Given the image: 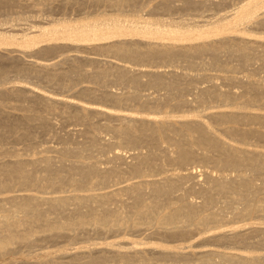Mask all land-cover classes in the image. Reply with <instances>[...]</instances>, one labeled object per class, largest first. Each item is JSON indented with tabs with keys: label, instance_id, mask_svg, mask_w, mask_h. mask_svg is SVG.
I'll list each match as a JSON object with an SVG mask.
<instances>
[{
	"label": "bare ground",
	"instance_id": "6f19581e",
	"mask_svg": "<svg viewBox=\"0 0 264 264\" xmlns=\"http://www.w3.org/2000/svg\"><path fill=\"white\" fill-rule=\"evenodd\" d=\"M35 1L0 0V6L6 7L7 5H12L13 2H27L29 5H37L38 1L39 3L41 2V0ZM69 1L71 2V0H64V2ZM81 1L83 0L79 2ZM91 1L95 3L106 2L116 8H123V5L127 6L129 4L132 6L133 3L136 4L138 2V0ZM169 1L161 0L157 4L154 3V8L169 9L172 7L170 5L171 1ZM53 3L51 0L47 1V4L50 6ZM184 3H186L184 4L186 7H196L197 5L196 2L189 0H185ZM261 8H264V0L245 1L222 15L218 14L219 16L216 19L211 18L205 21V23L202 22L203 24L199 20L192 21L191 19V21L187 20V22L185 19L178 21L165 18H145L141 15H138L139 17H130L122 16V14L103 17L86 16L83 19L77 20L57 19L58 21L51 22L52 24L48 23L46 26L45 24H33V27H36L31 28L32 26L30 25V31L28 29L26 32L22 31L23 27L20 30V23H17L19 25L12 26V29L14 31L20 30L23 33L14 32L12 29H7L6 27L5 29L0 27V59L5 57L1 51L3 46H11L16 48L13 50H20L30 54L31 52L29 51H32L33 47L42 41L54 42L63 39L66 42L69 41L76 44V46L78 45V47L81 45L89 46V49L90 47H94L99 54H101L100 52L110 53L119 60L121 59L139 66L141 65L140 63L145 61H149V63H167V61L173 63L175 61L176 63L178 61H185L186 64L188 62L194 68L196 65L199 67L203 66L202 57L208 56L210 60L208 62L205 61L208 65L218 66L220 67L219 70L221 69V71H225L224 73H226L229 68H233L228 66L231 59L235 58L238 60L239 65L246 66L251 63L253 64V61L258 57L260 59L264 58V41L247 37L245 34L248 33V25L244 26L245 24H249V22H255L258 26H264V11L263 9L260 11ZM52 47H45V49L52 50ZM11 58L14 59L15 57ZM16 58L18 62V57ZM64 59L65 61L73 60V64L69 62L72 65L69 68L63 69L58 68L55 63H28V67L20 68L19 71L22 72L23 70L27 71V69H30L32 73L33 71L36 73L35 76L51 81H60L66 78L72 80L77 74L81 76L82 74H89V76L91 75L100 81L106 80L111 74L115 82L132 83L135 88L133 90L121 94L108 92L106 95H102V98L104 96L106 100H110L114 105H120L123 102L127 103V100L129 101L130 99H143L142 92H139V87L143 84H149L153 87H165V89H168L171 93L173 91L175 94V92L183 93L185 89H182L184 85L183 81L188 80L187 84H191V80L194 82L198 78V75L182 73L176 69H142L116 64L113 66V63L110 66H98V69L92 72V69L87 70L83 68L82 60L86 59L97 63L96 59L81 56L65 57ZM47 62L49 61L47 60ZM162 63L157 64V66L152 65L154 68H158L160 65H164ZM206 63L204 66H206ZM4 70L5 67L3 68ZM7 73L8 71H5L0 74L2 76L0 78V109L5 106L6 102L4 100L7 98L5 96L9 94L37 101L45 107L46 111L68 110L66 116L69 113L70 115L74 114L73 117L78 120L80 119V121L88 122L91 116H99L106 120V123L103 124L105 126H103L104 129L106 128L113 132L115 137L119 138V142L126 143L128 146L133 147L132 150L135 151L130 153V160L128 161L125 154L121 151L122 149L114 151L111 156L106 157L104 162H114L115 164L104 167L98 164L100 162L82 160L87 159L85 158L86 144L83 147L81 145L75 149L64 148L65 150L62 157L59 158V162L48 155L33 159L22 158L20 155L13 154L9 160H0V255L5 256L7 253H15L22 245L31 246L40 240H56L62 237L76 238L79 236V232L83 230H95L104 234L118 235L121 231L123 232V229L124 231L125 228L127 230L128 227L131 231H138V234L140 231L141 234L142 232L143 234L145 233L147 239L152 237L154 239L156 237L178 239L179 237H190L195 233L196 236L203 233L202 239L222 241H238L239 239L240 241L241 239H247L251 234H255L254 232L256 234L260 232L261 237L257 242H253L254 247L252 243V247L254 249L257 245L259 247L264 245V228L259 227L260 224H264V185H258L255 181L261 177L264 180V146H261L262 149L260 146L258 147L259 142L260 144H262L261 142L264 143V129L257 125L254 126V124H264V109L262 111H260L261 109L259 111H252V107H258L259 104L257 103L264 99L263 82L244 79L245 77L243 78V76H241L242 78L224 76L225 80L228 79L230 83L241 84L244 91H223L215 83H209V85L198 89L199 92L195 100L199 101V104L200 101L204 103L203 100L207 99L208 96H219L226 103L223 109H211V111L207 112L195 111L189 115L174 114V112L172 114L170 111L162 112L161 110L149 112L146 115H136L131 112H116L110 106L99 107L81 104L60 97L54 98L26 86H13L6 89L4 84L7 83L5 82L7 81ZM85 75L84 77H86ZM144 76L147 78H145L147 81L143 80L142 77ZM220 77L222 76H218V78ZM89 88L83 87L79 92L83 95L94 94ZM243 93H251V96L248 97V94L244 102L245 94L240 106L236 101ZM94 96L98 97L97 94ZM164 96L167 98L169 96L170 98L171 95ZM150 99L145 98L141 101H143L144 106L163 107L153 105V102L157 103V98H153L155 100ZM164 99L161 101L163 102ZM168 100L167 102H170ZM179 100L181 102H176L177 104H175L181 105V107L183 103H187L185 99ZM21 106L25 108L26 112L30 111L27 113L23 112L24 114L22 115H16L5 108L6 110L3 112L0 110V113L13 116L16 121H19L20 118L28 121L39 119L43 122V124L40 122L42 126L46 123L48 124L46 115L36 116V114H33L34 112L30 114L34 110H32L31 106L25 104ZM28 121L25 122L29 123ZM40 123L38 122V124ZM214 123L221 124L223 127L220 125L221 128H219ZM247 123L250 126L245 125ZM14 124V131L12 127L7 129L6 133L2 135L3 138H6V134H9V136L11 134L13 137V132L16 131L15 129L18 126L16 123ZM47 124L44 127H47ZM240 125H244L246 128ZM22 126L20 125V128ZM25 132L30 133L28 129H25L24 134ZM19 135L22 137L20 133ZM28 136L25 134V139ZM253 137H256L257 144V141L254 144L249 142V139ZM102 139L99 138V135L96 136L95 134L94 136H89L87 142L93 146L97 145L102 149L107 146L111 147L113 143L115 144L112 140L101 142ZM163 142L170 143L169 145L172 144L171 146L175 149V152L172 151L173 155L169 154L170 150L168 148H163L165 147L164 145L161 147ZM144 144L145 146H148L146 144H150L151 149H153V146L154 149L155 147L157 148L155 150L148 149L149 151L147 152H145L146 150L137 151ZM138 146L140 147L138 148ZM145 146L143 147L145 148ZM198 148H203L206 151V153L203 152L205 154H200L203 161L212 162L214 166L222 168V171L225 170L226 172L230 170L236 174L224 173L223 175L214 176V174L205 172V177L202 180L194 171H187L185 173L172 172L165 175L162 174L163 176L155 173L159 168L157 167L158 164H156L158 158L161 157L169 163L172 162V164L176 163L179 166H184L197 158L199 154L196 149ZM2 153L4 154V152ZM68 156H74L76 159L71 160L70 163L68 161L65 162ZM118 162L125 163L127 168H123ZM185 170H188V168H185ZM127 176L131 177L128 178ZM186 181L191 182L187 184L188 187L183 185ZM182 187L186 188L185 192L190 190V193L200 194L201 200L194 201L188 199L189 197L181 192L177 194ZM124 196L127 197L124 199ZM220 196V199L223 200V206L217 211H211V208L217 203ZM116 203H119V206H112ZM227 209L233 213L230 219V215L223 212ZM50 214H55V217H50ZM231 222L234 223L233 229H227L226 226L227 230L225 228L220 230L219 227ZM244 222H246L245 224L253 225H250L249 228L247 225V229H245ZM235 223L242 224H236V226L240 227L235 228ZM230 227H232L231 224ZM243 227L244 229H242ZM217 228H219V231H216ZM117 243H107L103 249L97 247L92 248V250L90 248V250L84 252L78 251L76 253L75 251L71 255L66 253L68 247L61 246L57 252L61 253L59 255L62 256L56 255L60 257L59 259H52V256L49 257L50 255H47L51 258L49 259L44 254V258L48 260H43L44 258L42 257V260L30 263L167 264V260L176 261V259H181L189 262L185 263L184 261L185 264H264V252H257L252 249L250 251V248L245 251L247 249L246 246L250 242L245 247L243 245L244 249L246 248L244 251L240 249V246L239 249L241 251L237 250L236 252L228 251L229 247L228 250L210 249L197 250L196 252L193 250L184 252L186 248L183 247L178 250L170 248L156 252L153 251L154 249L151 251L147 250V247L143 248L142 246L140 248L138 246L126 248L122 247L125 243ZM193 245L189 247H194L195 245ZM248 247H251V245ZM254 250L259 251L257 248ZM153 258H157L155 259L156 261L160 259L161 262L157 261L156 263ZM152 259L155 262L151 261Z\"/></svg>",
	"mask_w": 264,
	"mask_h": 264
},
{
	"label": "rangeland",
	"instance_id": "374dc122",
	"mask_svg": "<svg viewBox=\"0 0 264 264\" xmlns=\"http://www.w3.org/2000/svg\"><path fill=\"white\" fill-rule=\"evenodd\" d=\"M47 1H50V0H47ZM47 1L41 0V2H43V3L40 2L41 4L38 1L37 5L36 4H30L29 5V3H27V2L23 3L24 2L23 1L22 2L23 4L21 2L20 3H18V2L14 3L13 2L12 5H7L6 7L0 6V22L2 24L0 27H3L4 29H5V27L7 29H12V26H16L17 23H20V25L17 24L20 26L19 29L21 30V27H23V28L27 27L25 29L22 28V31L24 30V32H26L28 29H29L28 31H30L31 28L36 27V26L33 27V24L34 25L35 24L36 25H38V24L44 25L45 24V26H46V25H48V23L49 24L51 22L53 23L57 19L58 20L59 19L60 20H62V19L77 20V19H83L86 16L103 17V16H110V15H116V14H122V16H130V17H132V16L139 17L141 15V16H144L145 18H153V19L165 18V19H169V20L173 19V20H178V21L183 20V19H185V21H187V20L188 21H191V20L192 21H195V20L198 21L199 20V22H201V24H203V23H205V21L210 20L211 18L216 19L217 16L222 15V14L226 13L227 11L235 8L239 4H241L245 1H249V0H189V1L196 2L197 3L196 7H189V6L186 7V5H184V4H186V3H184L185 0H170L171 1L170 5L172 7L169 9H164V10L159 9V8H156V9L154 8L155 4H157L161 0H143V1L140 0L141 2L138 0V2H139V3L137 2L138 5H137V3L136 4L133 3L135 5L132 4V6H131V4H129V5L126 4L127 6L123 5V8L117 7L118 9L116 7L110 6L106 2L105 3L104 2L95 3L91 0H83L81 2H79L80 0L78 2H77V0H76V2H74V0L73 1L71 0V2L70 1L64 2V0L63 1L62 0H56V1L51 0L54 2L53 5H51V6L49 4H47ZM16 3H18L19 5ZM139 5H141V6L139 7ZM262 9L264 11V8H261L260 11H262ZM200 20H202V21H200ZM5 23H6V25H5ZM254 23L249 22V24L244 25V26L248 25L247 26L248 27V31H247L248 33L245 32V33H247L245 35L249 38L256 39L258 41H264V39H263L264 38V26H261V25L258 26L256 23L255 24ZM20 30L14 31V29H12V31H14V32L23 33ZM52 42L53 41H50V42L42 41V42H40L41 44L38 43L37 45H35L33 47V50L31 49L32 51H29V52H31L30 53L31 55L29 53L24 52V51L13 50L16 48H13L11 46H3V48H1V51L3 53V56H5V57H3L4 59L3 58L0 59L1 60L0 61V67H1L0 71L2 73L5 71H8V73H7L8 76L6 79L7 81H5L7 83L4 84V87H6V89H7L8 87L10 88L13 86H15V87H18L20 85L26 86V87L33 88V89H35V90H37L43 94L49 95V96L54 97V98L60 97V98L68 99V100L78 102L81 104H85V105H95V106H99V107H105V106L109 107L110 106L114 111L120 112V113L121 112H126V113L131 112L132 114H136V115H146V114H149V112L161 110L162 112H165V111L169 112L170 111L172 114L174 112V114H188L189 115L195 111L196 112L197 111L207 112V111H211V109L216 110V109H223L225 107L224 104H226V103H224L225 102L224 99L222 97L219 98V96H208V94H207L208 98L203 100L204 103H202L200 101V104L198 103L199 101L195 100L197 98L196 96L198 95L197 93L199 92L198 89L201 87L209 85V83H215L216 85H218L217 87H221L220 89L223 91H236V90L241 91V92L244 91L241 84L230 83V82H228V79H226L227 81L225 80L224 76H228V77H230V76L231 77L232 76H236V77L243 76V78L245 77L244 79H253L256 81H260L261 83L263 82V84H264V58L263 57L261 59H260V57L256 58L259 60L255 59L253 61L254 62L253 64L251 63L249 65H246L248 67L243 66L241 64L239 65L238 60H236L235 58L231 59V61L229 62L230 65H228V66L233 67V68H229L227 70L229 73L228 72L224 73L225 71H221V69L219 70L220 67L213 66V65L211 66L210 64L208 65L206 63L210 60L208 58V56L202 57L204 59V60L202 59V61H203V66L201 65L202 67L201 66L199 67L198 65H196L193 68L192 66H190L188 64V62L186 64L185 61H182V62L178 61L176 63H175V61H174V63L171 61H167V63L166 62H163V63L162 62H158V63L157 62H150L149 63V61H145V62L140 63L141 65L139 66V65H135L133 63L127 62V61H123L121 59L119 60L117 57H114L110 53L100 52L101 54H99V53H97V50L94 47L93 48L90 47V49H89V46H85V45H81L78 47V45L76 46V44L70 43L69 41L66 42V40L64 41L63 39L58 40V41H54L53 43ZM49 46H53L52 50L51 49H49V50L45 49V47H49ZM42 48H44V49H42ZM72 56H81L84 58L96 59L97 63L91 62V61L86 60V59L82 60L83 68H85L87 70L92 69L91 70L92 72L95 69L97 70L98 66L99 67H101V66L103 67L104 65L110 66L113 63V66L116 64V65H121V66H127V67H132V68L137 67V68H142V69H158V70L159 69L160 70L176 69L177 71H181L182 73L185 72V73L198 75V78H196V80L194 79L195 80L194 82H193V80H191V82H190L191 84H187L189 82L188 80H185V82L183 81L184 85H183V83L180 82L183 85L182 89H184V88L185 89L183 90V93L182 92L181 93L175 92V94L173 91L171 93V91H168V89H165V87L164 88L163 87H153L149 84H147V85L143 84V85H140V87H139V92L140 93L142 92L141 95L143 96L142 97L143 99H141V98H139V100H138V98H136V100L130 99L129 101L127 100V103L123 102L120 105H114V104H112V102H110V100H108V99L106 100V98H104V96H103V98H104L103 99L102 95H106V93H108V92H116V93L121 94V93L127 92L129 90H133L135 88H134V85L132 83H130V82H124V83L122 82L121 83L118 81L115 82V79H114V77L111 76V74L106 80H100V81L98 79H95L91 75L89 76V74H86V75L82 74V76L77 74L76 77L74 76V78L72 80L69 78H66V79H62L60 81L58 80L59 81V83H58V81H51L49 79H44V78H40L38 76H35L36 73H34V71L32 73V70L30 71V69L29 70L27 69V71H30V72H27L26 70H23L22 72L19 71L20 68H24L25 66L28 67V65L30 63L31 64L55 63V64H57L58 68H63V69L69 68L70 65L73 64L72 63L73 60L65 61L64 58L65 57H72ZM11 57H15V58L13 59ZM16 57H18V62H17ZM8 58H9V60H8ZM223 59H224V57H223ZM225 59H227V58L225 57ZM47 60L49 62H47ZM229 60H230V58H229ZM32 62H35V63H32ZM69 62L72 64H69ZM204 62L206 63V66H204V64H205ZM159 63L160 64L162 63L164 65L163 66L160 65L158 68H156V67L154 68V66H157V64L159 65ZM152 64H154V66ZM233 64H234V66H233ZM148 65H150V66H148ZM18 66H20L19 69H18ZM188 66H190V67H188ZM2 67L3 68L5 67L4 71H3ZM235 69H236V71H235ZM1 72H0V74H1ZM248 74H249V76H248ZM84 75L86 77H84ZM218 76H222V77L218 78ZM1 77L2 76H0V78ZM142 78H143V80L147 79L145 76ZM184 86H186V87H184ZM81 87L82 88L83 87H87V88L90 87L89 89H91L94 94H91V95L81 94L79 92L82 89ZM182 89H181V91H182ZM103 93H105V94H103ZM95 94H97L98 97L94 96ZM168 94L171 95L170 98H169ZM245 94L246 93H243V95L238 97L239 99L237 98L239 101L238 100L236 101V99H235L236 103L240 104V106L242 104L241 102H243L242 98H244ZM248 94H246V96L244 98V102L247 99V95H248V97L251 96V93H248ZM164 95H167L169 100ZM5 97H7V98L9 97V98L8 99L6 98V100H4L6 103H5V106L2 107V109H0V110H2V112L6 110L5 108H7L8 109L7 111H11L12 113H15L16 115H22V114L30 111V110H28L26 112L25 108L24 107L22 108L21 105L24 106V104H25L27 106H31L32 110L34 109L30 114H32L34 112L33 114H36V116L46 115L48 118V120H47L48 124L46 123L47 127H44V126H46V124H44L42 126L43 122H41L39 119H37V120L35 119V121L33 119V120H31L33 122H31L30 120L28 121V120H25V119L23 120L22 118H20L19 121H16L15 117L7 116V115L0 113V154H1L0 160H9V159H11V156L13 154L14 155H20L22 158L25 157V158H33V159L41 157L43 155L44 156L48 155V156H52L53 158H55L59 162V158L62 157V154L65 150L64 148L69 147L70 149L71 148L75 149V148L80 147L81 145H82L81 147H83V145L86 144L85 158H87V159H82V160L83 161L100 162L98 164L100 166L104 167V166H108V165L110 166L112 164H115L114 162H112V163H108L107 161L104 162V160H106V157L111 156L114 153V151L122 149L121 151L125 154V157H127V161L130 160V153L132 151H135V150H132L133 147L128 146L126 143L124 144V143L119 142V138L115 137L113 132L109 131L106 128L104 129L105 126L103 124L106 123V120L104 118H101L99 116H91L89 118L88 122L83 121V120L80 121V119L78 120L77 118L73 117L74 114L71 111L70 112L73 115H70V113H69V115L66 116V114L68 113L67 112L68 110L64 111V110L59 109V110H52V111L47 110L46 111L45 107L37 101L35 102L34 100L32 101V100L24 99V98L17 97L14 95L11 96L9 94L6 95ZM5 97H3V98H5ZM145 98L146 99L151 98L150 100H152L153 98H155V99L157 98L156 99V100H158L157 103L158 102L159 103L157 104L156 102H153V105H157L160 107L163 106V107L159 108L156 106H148V105L144 106L143 101H141V100H144ZM22 99H24V100H22ZM155 99H153V100H155ZM162 99H164L163 102L161 101ZM179 99H182V100L185 99L188 104L183 103L182 107H181V105L180 106L176 105L178 102H181V100H179ZM167 100L170 101L171 103L167 102ZM160 101H161V103H160ZM257 104H259V106L258 107L255 106L254 108L252 107V111L253 110L259 111L260 109H261L260 111H262L264 109L263 108L264 107V99L259 101ZM174 105H175V107H174ZM127 110H128V112H127ZM62 111L65 113H63ZM139 111H140V113H139ZM3 115H4V117H3ZM76 119H77V121H76ZM22 120H23V122H22ZM25 121H28L30 124L25 122ZM38 122L42 123V124L40 123L41 126H40V124H38ZM89 122H90V124H89ZM14 123H16L19 126V128H18V126L16 127V129H15L16 131L13 132L14 134L12 133L13 137L11 136V134H10V136H9V134H6V138H3L2 135L4 133H6L7 129H9L11 127L15 128ZM32 123L35 125L32 126L33 125ZM214 124H215V126H218L219 128H221L220 127L221 124L220 125L218 123H214ZM20 125L21 126L23 125L21 127L22 129L20 128ZM29 125H30V127H29ZM94 125H95V128H94ZM224 125H226V124H224ZM245 125H249V124L247 123ZM251 125L253 126V124H251ZM256 125L260 126L261 128L264 129V124L263 125L254 124V126H256ZM221 126L223 127V125H221ZM242 126L246 128V126H244V125H242ZM249 126H247V127H249ZM14 128H13V131H14ZM25 129H28L30 131V133H32V134H30L29 132L28 133L25 132L26 136H28V134L31 135V137H30V135L28 136L29 139H27L28 137H26V139L24 137L25 136V134H24ZM17 131H18V133H17ZM19 131H21L23 133H21ZM19 133L21 135L22 134H24V135H22V137H21L19 135ZM95 134H96V136L99 135V138H101V139L103 138L102 139L103 141L101 140V142H105L107 140L108 141L112 140L115 142V144L113 143L111 147L107 146L108 149H107V147L102 149L101 147H99L97 145L93 146V145L89 144L87 142V140L89 139V136H91V135L94 136ZM255 141H257L256 137L249 139V142H251L252 144H254ZM257 143H258V141L256 142V144ZM261 143L262 144H260V142L258 143V147L260 146V148H261V146L262 147L264 146V143L263 142H261ZM150 144H146L148 146H145V144H144L143 146H145V148L143 146H141V147L138 146V148L139 147L140 148L138 150L136 148L135 149L137 151H139V150L145 151L146 150L145 152L149 151L148 149L153 150L154 146L152 145L153 149H151ZM169 144L170 143L167 144L166 142L165 143L163 142L161 144V147H163V145H164L165 147H163V148H168V150H170L169 154L173 155L174 154L173 152H175V149L173 146H171L172 144L171 145H169ZM87 146H89V148H87ZM156 148L157 147H155V149ZM202 149L203 148L196 149V151L198 150L197 153L199 155L200 154L203 155L206 153V151L204 149L203 150ZM199 151L202 153H200ZM2 152H4V154ZM203 152H205V153H203ZM199 155H197V158L195 160L190 161V163H188L187 165H184V166H182V165L179 166L176 163H173L174 164L173 165L172 162H170L171 163L170 164L168 161H166L160 157L156 160V164H158L157 167H159V168L157 170L158 172L156 171L155 173H159V176H163L162 174L165 175L167 173H172V172H175V173L176 172L177 173H183L184 172L185 173L187 171H191V172L194 171L198 175V177L202 180L205 177L204 176L205 172H209L212 175L214 174V176L215 175H217V176L223 175L224 173L225 174H231L232 173L234 175L236 174L235 172L230 171V170H228L226 172H225V170L222 171V168H218V167L214 166L212 164V162L208 163V162L203 161L201 158V155L200 156ZM75 159H76V157H74V156H68V158L65 162L68 161L70 163L71 160L73 161ZM102 161H103V163H102ZM118 163H119V165L121 164L120 166H122L123 168L124 167L127 168L125 163H121V162H118ZM118 163H116V164H118ZM185 168H188V170H185ZM219 169H220V172H219ZM218 173H220V174H218ZM127 177L130 178L131 176H127ZM255 181L258 185H264V180L262 179V177L260 179L259 178L256 179ZM190 183H191L190 181H186V183L184 182L183 185L185 187H188L187 184H190ZM185 187H182L183 189L182 188L179 189L180 191H178L177 194H179L181 192V193H185L187 195V197H189L188 199H191L194 201L201 200L200 194L196 193L197 194L196 195L193 192V190H192L193 193H190L191 192L190 190H188V192H185V190H186ZM112 188H114V187H112ZM126 197L127 196H124V199ZM220 198H221V196L217 200V203H215L216 205L215 204L213 205V207L211 208V211H217L223 206V204H222L223 200ZM119 203L118 204L116 203L117 205L113 204L112 206L117 207V206H119ZM120 205H122V203H120ZM228 210L229 209H227L223 212H225L226 214H229L230 216L229 215L228 216L230 219L232 217L231 215H233V213H231V211H228ZM228 216H227V219H228ZM50 217H52V218L55 217V214H50ZM233 220H235V219H233ZM253 222H255V221H253ZM245 223L246 222H244V224ZM228 224H229V226H228ZM228 224H224L225 226L222 225V227H219L220 230L222 228H225L226 226H227L226 227L227 229H231V228L233 229L234 223L231 222ZM230 224L232 227H230ZM236 224L241 225L242 223H235V226H234L235 228L240 227V226H236ZM244 224H243V226H244ZM247 225L248 224H245V227H246L245 229H247ZM250 225H253V224H250ZM250 225H248V228ZM259 227L264 228V224L263 225L260 224ZM219 228H217L218 230L216 229V231H219ZM226 228H225V230H227ZM242 229H244V227ZM213 231L216 232L215 230H213ZM229 232H230V230H229ZM121 233H122V235H120ZM121 233H119L118 235H116V234L110 235V234H104L102 232L95 231V230H86V231L83 230V231L79 232V236H77L76 238L62 237V238H59L56 240H54V239L40 240L31 246H27V245L23 246L22 245V247L18 251H16L15 253L14 252L13 253L12 252L7 253V254H5V256L0 255V264H10V263H12V264L13 263L14 264H20V263L21 264H23V263L32 264L33 262H36V260L37 261L42 260L45 257V255L46 256L50 255L49 257L52 256L51 257L52 259H59L60 257H57V256H62V255H59L61 253H59L57 251L60 249L61 246H64L65 248L68 247L66 249V253L71 255V253L74 254L75 251H76V253L78 251L84 252V251L90 250V248H91V250H92V248L94 249L97 247L99 249H101V248L103 249L104 247H106L105 245H107V243L118 244L117 242H120V243L122 242L123 244L125 243L124 245L119 243L120 245H122V247H126V248L133 247L134 248V246L135 247L138 246L140 248L142 246L143 248L147 247L146 248L147 250L152 251L154 249L153 251H156V252L162 251V249L166 250V249H170V248L172 250H176V249L178 250V249H182L183 247L186 248L184 250V252H189L190 250H193L196 252L197 250H210V249H212V250H228V247H229L228 251L236 252L237 250L241 251L240 249H243V251H244L246 249V248L244 249V247L246 245H248L247 243L250 242V244L248 246L251 245V247L246 246L247 249L245 251H247L250 248L249 249L250 251L253 250V251H257V252H264V250H263L264 245L263 246L260 245L263 247L262 248L256 244L257 246L254 249L257 248V249H259V251L253 249V247L255 246L254 245L255 241L257 242L259 240V238L261 237L260 232H257V234H256V232H254L256 235L255 234L249 235L248 236L249 239L248 238L247 239L245 238V240L243 239L244 242H242L243 241L242 239H241L242 241L240 240L241 242L239 241V239H238V241H236V240H227V241L223 240L222 241V240L202 239L201 237H202L203 233H201V235L197 234V236L195 233L194 234L195 237H194V235H192V236L187 237V238L186 237L185 238L179 237L178 239L177 238H164V239H162L163 237H159V238L156 237L155 239L152 237V238L147 239L146 238L147 236L145 233L143 234V232H142V234H141V231H140V233L138 234V231H135V232L131 231L129 227L127 228V230L125 228V231L123 229V232L121 231ZM258 233H260V234H258ZM262 236H263V234H262ZM136 242H137V244H136ZM252 243H253V247H252ZM199 244H201V245H199ZM190 245L191 246L193 245L194 247L190 248L189 247ZM197 245H198V247H196ZM243 245H244V247H243ZM239 247H240V249H239ZM235 248H238V249H235ZM99 249H96V250H99ZM260 250H263V251H260ZM51 254H53V255H51ZM37 255H39V256H37ZM48 256H47V258H49ZM53 256H55L56 258L55 257L53 258ZM47 258H44L43 260H48ZM51 258H49V259H51ZM153 259L155 260L157 258H153ZM153 259L151 261L155 262L156 260L154 261ZM157 261L161 262L160 259H158ZM157 261H156V263H157ZM176 261L175 260H172V261L167 260V264L189 263L186 260H184L185 261V263H184V261L181 259H176ZM30 262H32V263H30ZM108 264H110V263H108Z\"/></svg>",
	"mask_w": 264,
	"mask_h": 264
}]
</instances>
